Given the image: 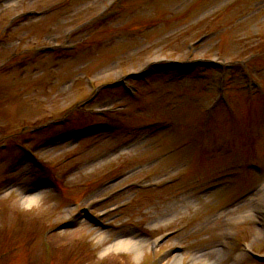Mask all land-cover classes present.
Returning <instances> with one entry per match:
<instances>
[{"label":"rangeland","instance_id":"obj_1","mask_svg":"<svg viewBox=\"0 0 264 264\" xmlns=\"http://www.w3.org/2000/svg\"><path fill=\"white\" fill-rule=\"evenodd\" d=\"M53 1L56 0H10L1 4L0 25L20 8L41 9ZM225 1L212 4V0H135L126 14L105 25L109 22L103 24L105 20L94 18L105 9L107 0H74L59 13L31 19L0 44L2 60L13 48H31L36 43L40 47H60L67 36H71L66 42V49L71 52L54 60L45 56L33 64L19 58L12 66L6 63V72L0 74V181L6 180L2 171L11 174L8 175L11 183L0 187V230L8 229L0 238V250L19 248L5 264L46 262L45 258L40 259L39 234L44 224L53 222L59 226L57 230H61L51 239L53 249L58 245L66 246L63 251L54 252V264H146L149 249L135 259L133 254L123 252L127 255L123 257L121 251L110 247L114 242L128 238L144 241L163 239L161 250L167 252L155 264H171L177 257L187 254L206 259L203 264H249L242 255L243 242L237 243L239 234L236 240L238 221L230 225V220L242 216L243 212L249 214L252 208L247 201L237 207L226 206L223 210L221 207L223 202H235L233 198L243 188L258 186L259 174L243 175L234 188H231L232 185L224 189H221L222 185L207 187L201 196L200 190L195 194V189L188 191L189 194L184 192L235 166L233 164L238 160L255 157L264 161V133L261 137L258 130L264 126V104H261L264 103V96L248 99L242 91L239 93V87L243 88L247 83L245 70L239 64L230 70V77L236 82L235 90L231 91L239 121L235 124L233 118L219 113L216 125L206 139L195 132L192 125L198 126V129L205 125L197 108L207 106L206 103L215 95L216 81L213 79L169 84L153 81L145 87L134 83L141 98L136 96V102L118 100L126 106L125 119L109 134L81 141L62 139L57 145L53 143L52 147L45 149L47 146L38 145L56 139H50L52 131L40 134V128L34 127V124L46 121L58 126L64 110L85 114L95 107L81 105L93 96V92L86 87V75L96 80L97 86L112 80L118 82L123 68L127 74H133L146 65L144 56L147 53H154L151 59L157 57L160 61L169 55L166 50L173 45L180 47L178 50L182 51L178 56L184 57L182 53L186 41L192 36H201L217 24L222 11L215 10L206 17L201 16ZM249 5L251 10L247 13ZM239 10L236 8L225 14L228 16L222 27L200 49L197 48L196 55L218 54L231 57L232 61H246V57L255 54L246 66V76L255 84H258V79L264 84V34L263 40L254 36L262 34L257 23L264 21V0H248L240 11L242 13ZM87 20L91 21L87 27L70 31L78 22L84 24ZM155 23H158L157 27L151 30ZM101 24L105 26L97 27ZM92 25L97 28H91ZM17 38L19 42L15 41ZM78 46H82L80 53L76 52ZM102 94L99 105L117 103L113 101L116 97L110 94V89ZM180 94L183 96L178 97ZM259 94H264V88ZM251 101L254 104L248 112ZM76 116L71 118L74 120L68 127L57 128L56 133L67 132L73 125H83L82 122L75 123ZM156 121L174 122L176 127L159 132L166 127L162 123H151ZM25 128L27 132L23 131ZM181 142H187L186 147L177 152ZM250 142L257 150H251L246 155ZM23 147L26 150L33 148L36 152L31 154L38 162L52 165L78 155L61 170L44 172V175H51L57 181H66V188L60 195L57 196L53 190L41 193L40 188L32 184L33 178L41 173L39 165L28 163L30 158L24 154ZM225 147L234 148L236 156H229ZM199 148H203L204 152L197 153ZM167 152L173 153L163 157ZM18 161L23 162L21 169H16ZM179 171L186 172L187 177L176 178L172 182ZM129 184L138 185L135 189L138 191L128 188L120 196L123 198H116L107 205L103 202L105 196L125 189L124 186ZM145 186L156 187L144 192ZM29 190L30 195L42 196L31 207L25 201ZM215 190L219 192L207 196L209 191ZM26 191L28 194L24 196ZM180 193H184L183 196L180 197ZM126 201L132 202V206L108 217L101 216L104 213L102 210ZM89 206L92 208L90 213L103 223L101 228L87 223L85 214L81 213ZM191 216L194 220H185L186 217L191 219ZM32 217L36 221H32ZM72 221L81 224L76 229L65 230L72 228ZM173 231L177 233L171 234ZM249 236L245 235L241 240ZM249 238L252 242H264V230L262 233L257 230V234ZM16 239L19 242H15ZM21 254L22 257H18ZM14 258L16 260L12 261ZM151 258L154 260L156 254H152ZM53 260L49 258L48 261Z\"/></svg>","mask_w":264,"mask_h":264},{"label":"bare ground","instance_id":"obj_2","mask_svg":"<svg viewBox=\"0 0 264 264\" xmlns=\"http://www.w3.org/2000/svg\"><path fill=\"white\" fill-rule=\"evenodd\" d=\"M27 194H28V191H26L24 196H26ZM38 199H40V197L32 196V197H26L25 201L28 204V206H31L32 204L37 203ZM142 243H143L142 240H136V242L130 239L118 240L114 242L110 247L114 248L115 250H121L122 252L127 251L129 253L135 254L136 258H138L143 252L142 246L144 245ZM179 263H180L179 258L175 259L172 262V264H179Z\"/></svg>","mask_w":264,"mask_h":264}]
</instances>
